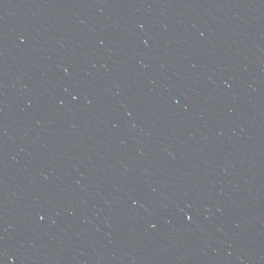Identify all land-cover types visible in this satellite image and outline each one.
Masks as SVG:
<instances>
[{"label":"water","instance_id":"water-1","mask_svg":"<svg viewBox=\"0 0 264 264\" xmlns=\"http://www.w3.org/2000/svg\"><path fill=\"white\" fill-rule=\"evenodd\" d=\"M0 264H264V0H0Z\"/></svg>","mask_w":264,"mask_h":264}]
</instances>
